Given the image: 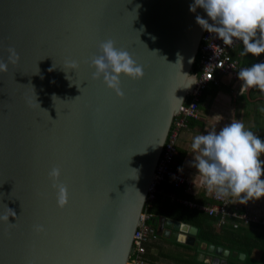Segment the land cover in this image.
Listing matches in <instances>:
<instances>
[{"label": "water", "instance_id": "1", "mask_svg": "<svg viewBox=\"0 0 264 264\" xmlns=\"http://www.w3.org/2000/svg\"><path fill=\"white\" fill-rule=\"evenodd\" d=\"M193 4L0 0V61L9 47L19 54L0 72V216L9 217L0 264H126L173 117L195 84L205 31L196 18L207 17ZM108 39L144 67L142 79L121 75L123 96L92 77L91 57ZM53 167L68 189L64 208ZM197 231L157 220L158 236L188 245Z\"/></svg>", "mask_w": 264, "mask_h": 264}, {"label": "clouds", "instance_id": "2", "mask_svg": "<svg viewBox=\"0 0 264 264\" xmlns=\"http://www.w3.org/2000/svg\"><path fill=\"white\" fill-rule=\"evenodd\" d=\"M197 7L207 17L197 16V23L209 33H215L223 44L231 46L235 39L243 43L242 55L264 54V0H194L191 10ZM8 53L7 62L0 61V72H6L10 63L19 61L14 48L9 47ZM99 53L90 60V67L95 69L92 77H102L103 83L118 95L123 96L121 75L133 80L143 78V65L127 50L117 48L114 40L100 42ZM71 63L74 68L78 67V62ZM237 78L242 82V89L257 88L264 92V62L241 68ZM191 148L198 153L194 166L206 190L215 193L217 199L235 197L239 203L247 204L264 197V159H261L264 140L242 121L233 120L218 131L196 135ZM48 176L56 190L57 206L64 208L68 203V189L60 182L61 169L53 167ZM8 218L0 216V220L8 221ZM35 228L38 232L44 231L43 225Z\"/></svg>", "mask_w": 264, "mask_h": 264}, {"label": "built area", "instance_id": "3", "mask_svg": "<svg viewBox=\"0 0 264 264\" xmlns=\"http://www.w3.org/2000/svg\"><path fill=\"white\" fill-rule=\"evenodd\" d=\"M240 43L241 41L234 39L231 46L225 45L222 40L217 38L215 33L204 31L199 46L201 59L199 72L195 74V84L188 92L185 101L179 106L177 114L173 117L169 133L155 168L154 180L149 189L145 206L155 198L156 193H159L158 186L163 181H167L174 188L191 189V180L175 166L178 139L181 132L188 126L189 120L199 119L201 95L209 85H217L223 76L239 82L240 86L242 85V82L237 78V73L241 68L250 66L241 63L238 55L234 53ZM243 90L246 89L241 87V91ZM210 195L214 201L212 205L197 204L183 199H180V201L190 207L200 208L209 215L218 216L219 225L224 224L227 218H232V222L236 225H247L250 223L264 225L263 216L246 211L240 212L235 208H231L227 198L217 199L215 193H210ZM145 206L141 215V223L133 234L132 248L126 264H148L147 245L155 241L158 236L156 227L148 223L152 214L146 211Z\"/></svg>", "mask_w": 264, "mask_h": 264}, {"label": "trees", "instance_id": "4", "mask_svg": "<svg viewBox=\"0 0 264 264\" xmlns=\"http://www.w3.org/2000/svg\"><path fill=\"white\" fill-rule=\"evenodd\" d=\"M200 59L201 53L198 51L191 69L193 74L199 72ZM218 91L219 86L214 84L209 85L203 91L200 103L203 102L206 96L213 97ZM198 123V121L191 119L188 121V126L194 127ZM158 189L161 192L156 193L155 198L145 206L146 211L152 214L148 223L156 227L158 218L164 216L195 226L198 229L194 245L157 236L158 239H162L166 244L173 247V249H167L162 244L158 245L159 249H162L160 252L163 255L167 256L171 253H176V256L173 257L177 259L181 255L184 258L186 256L189 257V260L184 259L179 264H213L204 260L199 261L197 259L199 253H204L206 256L209 255L212 258L219 257L223 263L220 261L218 264H264V225L256 223L236 225L232 222V218H227L224 224L219 225L218 216L209 215L200 208L190 207L178 201L183 199L204 204L206 203L205 200L197 199L195 195L186 192L184 188H174L167 181L161 182ZM170 192L174 194L177 200H172L165 195V193ZM202 243L213 244L223 249H228L229 254L224 256L222 253L217 255L214 252H208L206 247H201ZM169 250L170 252H168ZM241 253L245 255L243 259L239 257Z\"/></svg>", "mask_w": 264, "mask_h": 264}, {"label": "crops", "instance_id": "5", "mask_svg": "<svg viewBox=\"0 0 264 264\" xmlns=\"http://www.w3.org/2000/svg\"><path fill=\"white\" fill-rule=\"evenodd\" d=\"M243 52L244 46L241 42L234 53L238 55L239 61L243 64L251 66L255 63L264 62V54H261L260 56H253L250 53H244L242 55L241 53ZM217 86H219V91L217 94L213 97L209 95L206 96L203 102L200 103L199 119L196 120L199 123L194 127L187 126L181 132L176 145L177 154L175 157V166L179 168L180 171H182L192 182L191 189L184 190L192 195H195L199 200H205L206 203H204V205H212L214 204V201L211 198L210 193L206 190V187L203 183V178L200 176L198 170L194 166L196 162L195 156L198 155V153L192 150L191 144L193 142V138L196 135H200L199 132L193 133V130H195L196 127L201 126L204 128V130L208 129L207 122H205L204 118H201L200 114V112L202 113V110L205 106V99L207 97H212L214 103L217 104V108L219 107L221 109H219L218 120L216 121L218 125L214 131H218L233 120H239L245 124L247 129L253 131L254 134L264 140V92H261L257 88H250L249 93L247 94L246 91L248 89L241 91L240 83L227 76L221 77ZM237 102L240 106V111L238 114L237 112H232V104ZM226 107H228L230 110H226ZM261 159H264V155H262ZM158 192H161V190L159 189ZM165 195H167L172 200H177L172 192L165 193ZM227 199L231 208H235L240 212L246 211L264 217V197L260 198L259 200H251L247 204L239 203L238 198L235 197H227ZM178 201L181 202L180 200ZM161 244L167 249H173L172 246L166 244V242H164L162 239L157 238L147 246V258L149 261L148 264H179L181 263L180 261L184 259L189 260L188 256L184 258L183 255H181L182 258H174L173 256H176V253H171L167 256L163 255L160 252L162 249H159L158 247V245ZM206 246V243L201 244L202 248H205ZM168 252H170V250ZM197 259L200 261L199 254ZM203 260L206 262H212L214 264V258L209 255L206 256L204 254ZM221 263H223V261H221Z\"/></svg>", "mask_w": 264, "mask_h": 264}, {"label": "rangeland", "instance_id": "6", "mask_svg": "<svg viewBox=\"0 0 264 264\" xmlns=\"http://www.w3.org/2000/svg\"><path fill=\"white\" fill-rule=\"evenodd\" d=\"M216 105L217 104L214 103L212 97H207L205 99V106L202 110V113L200 112V114H201V118H204L205 122H207L208 129L204 130V128H202L201 126H198L195 128V130H193V133L199 132L200 134H203L205 132L208 133V132L214 131V129H216V126L218 125V123L216 121L218 120L219 109H220L219 107L217 108ZM226 110H230V109L228 107H226ZM239 111H240L239 103L238 102L233 103L232 104V112H235V113L237 112V114H238Z\"/></svg>", "mask_w": 264, "mask_h": 264}]
</instances>
